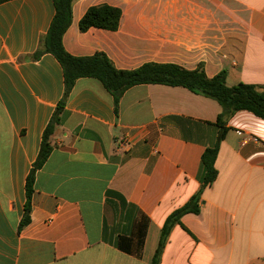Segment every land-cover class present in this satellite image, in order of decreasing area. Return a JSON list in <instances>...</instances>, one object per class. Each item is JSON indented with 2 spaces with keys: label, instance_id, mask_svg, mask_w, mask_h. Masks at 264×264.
<instances>
[{
  "label": "crops",
  "instance_id": "obj_1",
  "mask_svg": "<svg viewBox=\"0 0 264 264\" xmlns=\"http://www.w3.org/2000/svg\"><path fill=\"white\" fill-rule=\"evenodd\" d=\"M102 4L121 9L118 29L82 31ZM54 15L53 0L0 3V264H152L167 217L202 187L222 107L145 83L124 92L117 113L101 81L78 78L20 229L27 178L65 92L55 55L32 57ZM63 44L74 56L103 52L119 69L202 65L209 77L226 71L229 85L264 86V0H75ZM227 127L218 176L199 212L171 230L160 264H264V119L241 110Z\"/></svg>",
  "mask_w": 264,
  "mask_h": 264
},
{
  "label": "trees",
  "instance_id": "obj_2",
  "mask_svg": "<svg viewBox=\"0 0 264 264\" xmlns=\"http://www.w3.org/2000/svg\"><path fill=\"white\" fill-rule=\"evenodd\" d=\"M9 0H0V3ZM75 0H53L55 15L46 35L41 40L37 51L32 55L34 59L40 58L45 53H52L63 67L65 92L59 101L55 112L47 124L41 142V148L36 161L31 168L26 184V204L24 215L19 225L22 229L31 221L32 195L34 192L35 176L49 158L52 150V136L57 127L62 123L66 101L75 82L81 77H92L102 82L105 88L113 95L115 110L118 113L121 97L130 87L137 84L160 83L172 86H183L189 90L212 98L222 107L217 118L219 134L217 143L208 147L202 155V187L183 206L173 211L166 219L161 237L152 259V264H160L161 256L171 230L180 222L183 214L199 212V202L203 190L213 184L218 176L215 165L219 146L228 131L227 120L236 112L248 110L264 119V86L240 82L235 85L227 83L226 71H220L209 77L202 65L195 69H187L173 63L149 62L135 69H119L112 60L103 52L88 56H74L64 47L63 36L72 22L73 3ZM122 11L118 7L108 4L93 5L88 8L80 20V29L87 31L91 27L116 30L119 27ZM145 233V232H144ZM142 234V241L144 240ZM132 239L120 237V246L129 250Z\"/></svg>",
  "mask_w": 264,
  "mask_h": 264
},
{
  "label": "built area",
  "instance_id": "obj_3",
  "mask_svg": "<svg viewBox=\"0 0 264 264\" xmlns=\"http://www.w3.org/2000/svg\"><path fill=\"white\" fill-rule=\"evenodd\" d=\"M119 142L121 146H127L129 144L128 139L126 138L121 139Z\"/></svg>",
  "mask_w": 264,
  "mask_h": 264
}]
</instances>
